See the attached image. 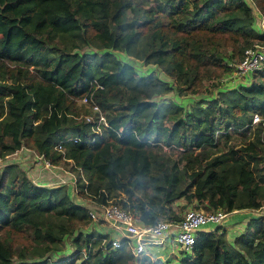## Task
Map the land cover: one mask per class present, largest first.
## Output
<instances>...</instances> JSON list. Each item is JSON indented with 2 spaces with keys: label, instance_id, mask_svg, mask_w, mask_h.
I'll return each mask as SVG.
<instances>
[{
  "label": "trees",
  "instance_id": "obj_1",
  "mask_svg": "<svg viewBox=\"0 0 264 264\" xmlns=\"http://www.w3.org/2000/svg\"><path fill=\"white\" fill-rule=\"evenodd\" d=\"M249 1L264 14V0H0V156L26 145L51 164L69 161L78 198H113L146 225L178 220L172 203L184 196L196 209H260L264 126L251 120L264 117V65L248 85L184 112L151 100L174 87L192 91L264 43ZM86 43L92 49L78 51ZM108 49L155 64L172 82ZM86 94L105 123L81 102ZM232 132L250 138L231 142ZM73 197L66 183L37 184L18 163L3 164L0 264H264V215L232 240L220 226L198 231L173 261L135 259L125 244L106 252L101 234L79 231L90 219ZM24 231L30 237L15 251Z\"/></svg>",
  "mask_w": 264,
  "mask_h": 264
},
{
  "label": "built area",
  "instance_id": "obj_2",
  "mask_svg": "<svg viewBox=\"0 0 264 264\" xmlns=\"http://www.w3.org/2000/svg\"><path fill=\"white\" fill-rule=\"evenodd\" d=\"M261 27L264 28L263 17L261 19ZM229 64L232 69L229 71L228 76L224 77V79L228 78L225 82L248 85L253 74L264 65V43L255 42L251 44L243 50L242 57L239 60ZM230 78L232 80L229 81ZM81 102L90 103L92 110L98 113V123H105L104 111L100 108L98 102L92 101L91 94L84 95L81 98ZM87 120H90V116H87ZM258 122H261L264 126V117L255 112L252 115L251 125H255ZM36 155L38 158H42L46 166L54 165L42 155ZM75 180V175L71 173V182L73 184H75ZM66 182L65 179L61 180L59 178L55 184ZM119 198L115 199L119 200ZM83 205L87 208L90 223L94 227L99 226L101 228L97 230V233L102 235L101 245L103 250L106 252L114 251L120 248L122 244H125L135 259L142 256L153 258L149 249L162 246L169 241L183 251L189 252L195 242V236L198 231L210 230L215 228V226H220L229 214L240 211L226 212L223 209L203 210L195 208L186 210L178 220H161L154 225H146L141 223L131 211L114 201L113 198L106 199L104 202L88 199V202H83ZM205 225L211 228L204 229ZM159 257V255H156L154 259Z\"/></svg>",
  "mask_w": 264,
  "mask_h": 264
},
{
  "label": "rangeland",
  "instance_id": "obj_3",
  "mask_svg": "<svg viewBox=\"0 0 264 264\" xmlns=\"http://www.w3.org/2000/svg\"><path fill=\"white\" fill-rule=\"evenodd\" d=\"M248 1V0H247ZM144 2H148V3H153V0H144ZM249 4L251 5V2L249 1ZM255 10L252 8V12L254 15V20H257V22H261V19L263 16L260 17V15L257 17L258 12H254ZM255 23V22H254ZM256 29L258 31V28L256 26ZM78 51H85V50H91L92 46H90L88 43L82 45L81 47H78ZM77 50V49H76ZM110 51H112L114 53V55H116L120 60L122 61H127L129 63H131L134 68H136V70L138 71V73L140 74H146V73H153L156 76H158L159 78L163 79L166 82H172V78L167 75L166 73H164L161 69H159L155 64L152 63H145L143 60L141 59H137L134 58L132 56H128L126 55V53L122 52V51H118V50H113V49H108ZM233 60L236 62L237 58L234 57ZM229 74V71L223 73L220 76H212L211 78L208 79H203L201 85H199V87H195L194 89L191 90H184L182 92L176 91V88H172L169 89L167 92L164 93H160V94H154L151 97L152 101L155 102H167V101H171L174 102L176 104H179V106L181 105L182 111L184 112L185 110L189 109L191 104L197 100H203V99H207L209 98V96H211V94H215L217 93V91L219 89H223V88H227V87H236L238 85V83L236 82H231V83H226L225 81L228 80L224 79V77H227ZM232 80V78L229 79V81ZM175 85V84H174ZM250 134L247 132L245 136L241 135L240 133H234L232 132V137H231V142H244L246 140H248ZM163 150L168 151L171 154V157H177L178 156V148L175 147H163ZM11 162H16L18 163L24 170H26L27 175L33 180V179H38V180H46L44 178H42L41 176L44 177H49L48 179H50L49 185H53L55 183H57V181L59 180V178L65 179V181H69L70 183V178H71V173L74 174L76 176V172L75 171H71L72 168V164L71 162H67V163H60V165H58L56 168V170H54L55 168L51 166H46L42 160V158H38L36 153L29 149L26 145H23L20 149L16 150L15 152L11 153V154H7L4 157L0 156V168L3 164L6 163H11ZM73 169V168H72ZM55 172V173H54ZM71 172V173H70ZM60 174V175H65V176H60V177H56L55 175ZM70 176V177H69ZM53 177V178H52ZM47 182V181H46ZM71 184V183H70ZM74 186V185H73ZM73 193V191H72ZM73 196H76L75 191ZM77 197V196H76ZM120 197H124V193H120ZM78 198V197H77ZM74 200L81 203V202H88V200L84 199V198H79L78 200H76V198L74 197ZM196 204V201H189L187 196H184L182 198H180L179 200L175 201L172 203L173 207L175 208L177 215H180V217L184 214V212L186 210L189 209H195L193 206ZM205 204H201V208L203 210H208V208H206L204 206ZM241 213H235V214H229L227 216V218L224 220L223 224L220 225V231H223L225 236L228 237L229 239L231 238V240L238 234L242 233L244 231V227L246 226V224L244 226H242V223L244 222L241 221L242 218L246 215H251V216H258V215H264V200H263V206L256 212H253L252 214H245V215H240ZM248 220V219H247ZM100 224V223H97ZM79 229V231L85 232V231H89V232H95L97 233V230L101 229L99 226L98 227H94L93 224H91L90 222L84 227V225H81ZM216 227V226H215ZM210 226L205 225L204 229H210ZM244 228V229H243ZM20 237H18L16 239V242L14 244V250L17 251L20 247V245L24 242L26 243L27 240L29 239L28 237H30L29 233L24 231L23 234L19 235ZM227 238V239H228ZM67 241V240H65ZM63 248H65V246H63ZM151 251V255H152V259H154V257L156 255H159L161 259H171L173 261L172 258H176L175 255L179 256L181 255V253L183 252L182 249L176 247L173 245V242L169 241L168 243L163 244L162 246H156L153 248L149 249ZM68 252V249L61 251L59 255L64 256L65 253ZM67 255V254H66ZM71 257V256H70ZM80 261V260H78Z\"/></svg>",
  "mask_w": 264,
  "mask_h": 264
},
{
  "label": "crops",
  "instance_id": "obj_4",
  "mask_svg": "<svg viewBox=\"0 0 264 264\" xmlns=\"http://www.w3.org/2000/svg\"><path fill=\"white\" fill-rule=\"evenodd\" d=\"M251 6H252V8L255 10L254 12H258V14H257V17L260 15V16H262L263 15V18H264V14L263 13H261L254 5H252L251 4ZM254 26H255V28H256V26H257V28L258 29H263L262 27H261V22L259 23V22H257V20H255V23H254ZM15 152V151H14ZM58 165H52V167L53 168H55V167H57ZM54 170H56V168L54 169ZM55 173V172H54ZM56 177L58 176V177H60V176H65V175H60V174H57V175H55ZM42 178H44V179H46V180H38V179H33L34 180V182L35 183H37V184H45V185H49V183H51L50 182V179H48L49 177L47 176V177H44V176H41ZM70 177V176H69ZM53 178V177H52ZM47 181V182H46ZM71 183V184H70ZM70 183H69V181H67L66 182V184L67 185H69L70 186V188H71V193H72V191H73V193H72V196H73V194H74V184L71 182V178H70ZM75 198H76V200H78L79 198H77L76 196H74ZM73 197V198H74ZM82 204H83V202H81ZM236 214L237 213H241L240 215H245V214H249V213H253V211H247V210H240V211H238V212H235ZM235 213H233V214H235ZM251 217V215H245L243 218H242V220L241 221H243L244 220V222L242 223V226H244L246 223H247V219H249ZM245 228V227H244ZM243 228V229H244ZM228 238V237H227ZM228 240H231V238L229 239L228 238ZM162 258V257H161Z\"/></svg>",
  "mask_w": 264,
  "mask_h": 264
}]
</instances>
